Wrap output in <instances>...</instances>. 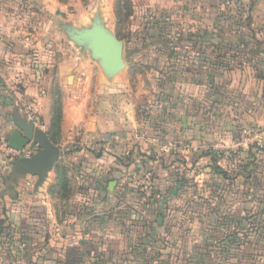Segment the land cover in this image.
Returning <instances> with one entry per match:
<instances>
[{"label":"crops","instance_id":"1","mask_svg":"<svg viewBox=\"0 0 264 264\" xmlns=\"http://www.w3.org/2000/svg\"><path fill=\"white\" fill-rule=\"evenodd\" d=\"M10 2L0 0V145L5 146L0 151L11 156L0 158V221L17 224L12 236L19 245L8 240L5 223L0 264H138L134 255L152 252L155 240L165 241L166 232L156 231L164 222L160 225L155 214L170 204L166 195L175 186L176 154L190 161L188 166L210 159V177L222 183V172L235 178L228 170L235 165H221L223 155L240 152V144L251 142L246 134L264 127V0L231 10L229 24L211 22L220 0L165 1L169 10L179 9L181 34L196 36L178 47L185 52L184 68L179 87L167 92V113L157 122L138 119L137 95L131 91L132 101L124 103L125 93L117 88L122 71L113 77L103 71L98 79L109 86L101 93L100 114L93 118L88 109L77 110L71 111L73 118L64 108L54 134L53 104L39 91L45 68L31 55L22 29L5 19ZM176 40L166 45L175 47ZM112 96L121 107L115 115L108 111ZM28 107L41 120L35 127L62 152L41 185L22 167L40 148L30 144L17 153L9 146L14 133L25 135L20 126L31 122ZM249 145L241 151L246 163L240 173L247 176V190L256 186L250 174L259 173L252 168L255 152ZM150 179L153 187L143 192L139 185Z\"/></svg>","mask_w":264,"mask_h":264},{"label":"rangeland","instance_id":"2","mask_svg":"<svg viewBox=\"0 0 264 264\" xmlns=\"http://www.w3.org/2000/svg\"><path fill=\"white\" fill-rule=\"evenodd\" d=\"M165 1L168 0H11L7 4L5 19L13 28L22 29V39L32 48L31 55H36L41 69L45 68L39 91L47 93L49 104H53L52 122L57 126L53 134L61 126L64 108L81 113L88 109L93 118L100 114L101 93L109 86L98 79L103 72L101 63L93 57L90 48L78 45L67 32L70 27L92 28L98 20L125 46L126 67L117 83L118 90L125 93L123 102L132 101L128 93L133 91L137 95V118L150 123L167 113V92L179 87L184 68L180 58L185 52L166 44L141 50L135 42L140 33L163 41L183 36L179 9L169 10ZM246 1L220 0L221 11L211 22L229 24V17L235 16L231 10L253 2ZM133 50H140L137 61L130 60ZM29 83L35 82L29 80ZM108 101L111 109L108 111L115 115L121 108L116 96ZM74 112H71L73 118ZM246 135L251 142L240 144V152L230 157L223 155L226 158L221 165L225 168L235 165L228 169L233 170L235 178L225 177L222 183L216 175L210 177V159L203 160L198 167L192 163L188 166L190 161L176 154L173 159L177 166L171 171L175 173L172 178L175 186L166 195L170 204L165 211L155 214V219L159 215L164 222L156 231L166 232L165 241L155 240L152 252L134 255L138 264H264V178L247 190L243 186L247 176H240L246 163L241 151L246 144L255 152L256 164L252 168L257 167V174H264V127L254 128ZM0 147L5 148L3 144ZM0 152V158L5 155L11 159L5 150ZM143 181L139 183L143 192L153 187L151 179ZM214 184L221 186L215 188ZM228 216H235V220L228 221ZM163 246H170L172 251L165 253Z\"/></svg>","mask_w":264,"mask_h":264},{"label":"water","instance_id":"3","mask_svg":"<svg viewBox=\"0 0 264 264\" xmlns=\"http://www.w3.org/2000/svg\"><path fill=\"white\" fill-rule=\"evenodd\" d=\"M67 32L78 45L86 46L92 50L93 57L100 61L107 76L113 77L125 69L124 43L107 31L101 21H96L89 29L77 30L70 27L67 28ZM20 128L25 135L14 133L9 139V146L17 151H23L30 144L40 148V152L24 162L22 167L26 172L38 176V185H41L48 172L61 157L62 152L52 143L48 135L36 128L32 122L23 123ZM159 224H162V218H160Z\"/></svg>","mask_w":264,"mask_h":264},{"label":"trees","instance_id":"4","mask_svg":"<svg viewBox=\"0 0 264 264\" xmlns=\"http://www.w3.org/2000/svg\"><path fill=\"white\" fill-rule=\"evenodd\" d=\"M139 36H140L139 40L136 39L135 42L140 45V49L141 50H143V49L149 50L151 47H154V46H161L163 44L171 43L170 40H164V41L163 40H159L156 36L149 35L147 33H140ZM195 38H196V36L194 34H191V35H188V36H183V37H181V38L176 40L177 43L174 42L173 44H176L175 48H178L179 45H181V42L192 40V39L194 40ZM138 51H140V50L131 51V54H129L130 60L137 61ZM144 56H146V60H147L148 59L147 54L144 55ZM140 61L143 62V60H138V62H140ZM218 170H220V169H218ZM218 173L221 174V172H218ZM222 174L224 175V177H228L226 173L224 174L222 172ZM249 177L252 179L253 182L256 183L255 184L256 186L259 184L261 179L264 178L263 175H259L257 173H252V174H250ZM5 223L8 224L7 227H5V229H8L7 238L12 243V245L14 247H16L17 245H19V242L13 238L12 233L14 232V230H16L19 227L17 226V224H15L13 222H9L8 223V222H6V220L0 221V231L1 232L4 229L3 226H4Z\"/></svg>","mask_w":264,"mask_h":264},{"label":"built area","instance_id":"5","mask_svg":"<svg viewBox=\"0 0 264 264\" xmlns=\"http://www.w3.org/2000/svg\"><path fill=\"white\" fill-rule=\"evenodd\" d=\"M29 111H31V112H29ZM25 113L28 114L27 116H28L29 121H31L32 123L37 124V125L41 124V120L39 118V115L35 112V110H33L32 108H27ZM16 152L21 153L22 151H16ZM23 152H24V150H23ZM143 185H145V184H143ZM145 188H147V187L145 186Z\"/></svg>","mask_w":264,"mask_h":264}]
</instances>
